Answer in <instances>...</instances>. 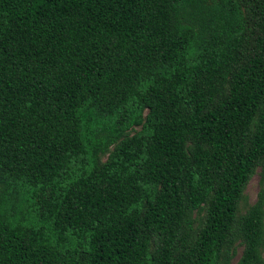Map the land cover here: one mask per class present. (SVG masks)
Segmentation results:
<instances>
[{"label":"trees","instance_id":"trees-1","mask_svg":"<svg viewBox=\"0 0 264 264\" xmlns=\"http://www.w3.org/2000/svg\"><path fill=\"white\" fill-rule=\"evenodd\" d=\"M263 182L264 0H0V264H264Z\"/></svg>","mask_w":264,"mask_h":264},{"label":"rangeland","instance_id":"rangeland-1","mask_svg":"<svg viewBox=\"0 0 264 264\" xmlns=\"http://www.w3.org/2000/svg\"><path fill=\"white\" fill-rule=\"evenodd\" d=\"M260 171L258 170L257 173L251 178V180L249 181V183L247 184L245 191H244V200L240 205V212L244 213L246 211V209L252 205L256 198H257V193L259 191L260 188ZM263 186H264V182H263ZM242 251V247L241 246H237L236 249V256L233 259V263L239 258L240 254ZM262 255L264 258V248L262 250Z\"/></svg>","mask_w":264,"mask_h":264}]
</instances>
